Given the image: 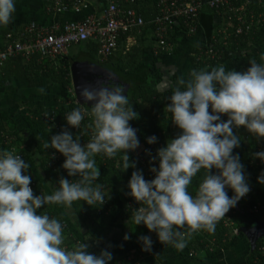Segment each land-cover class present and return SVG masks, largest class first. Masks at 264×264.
I'll return each instance as SVG.
<instances>
[{
    "label": "clouds",
    "instance_id": "9594fccd",
    "mask_svg": "<svg viewBox=\"0 0 264 264\" xmlns=\"http://www.w3.org/2000/svg\"><path fill=\"white\" fill-rule=\"evenodd\" d=\"M15 2L0 0V27L12 21ZM260 59L264 61V55ZM248 63L244 71H226L223 65L210 71L192 69L188 79L177 80L165 107L180 131L157 148L155 155L145 149L150 165L157 162L150 166L154 174L150 180L129 158L128 152L139 147L137 129L129 121L138 119L139 114L124 86L116 83L82 89L85 103L92 102L90 112L76 107L64 116L67 125L76 129L85 115L92 117L91 137L86 143L82 145L80 135L74 137L62 128L44 145L62 154L61 168L67 177L75 178L60 177L51 194L34 195L29 165L14 150L0 149V264H109L113 260L107 248L98 253L89 250L91 233H84V239L71 249L65 247L62 223L38 212L48 204L71 208L76 201L100 208L111 199L110 190L105 192L98 182L97 155L109 159L119 155L121 172L134 169L125 193L139 205L133 208L132 221L155 232L163 246L182 251L195 232L213 233L217 222L250 191L245 167L233 151L240 147L239 128L243 126L257 141L264 138V62ZM38 92L44 94L45 89ZM156 141L155 135L146 137L150 145ZM251 155L264 163V151ZM201 170L203 179L193 194L189 186ZM257 182L264 185V170ZM227 189L232 190L231 197ZM123 239L127 241L129 236L125 234ZM137 240L142 251H152L148 235Z\"/></svg>",
    "mask_w": 264,
    "mask_h": 264
},
{
    "label": "trees",
    "instance_id": "16d2710c",
    "mask_svg": "<svg viewBox=\"0 0 264 264\" xmlns=\"http://www.w3.org/2000/svg\"><path fill=\"white\" fill-rule=\"evenodd\" d=\"M121 4H123L124 7L135 9L136 12L145 20H149L157 14L155 0H135L133 4H127L123 2ZM251 9L254 10L255 15L260 14V22L256 28L251 30L249 33L241 34L236 37L231 34V36L223 40L224 44L217 40L214 48L216 50V54L213 58L204 55L199 57L197 49L192 60L191 68H201L204 66L216 67L221 62H223L227 56H231L232 54L243 55L251 51L253 43L256 40L258 30L264 23V2H262L260 5H252ZM199 23L205 29V34L208 33L210 29V34L213 33L214 26L212 13L208 8H203L201 10L199 14ZM146 28L148 27H145V29ZM141 29L143 30L144 27L136 28L133 33H137V31H140ZM18 31L19 29L16 31H5L0 37V48H6L7 45L17 39ZM177 32H180L186 36L185 29L181 24H179L178 26H175L173 29H171L170 35L168 37L169 42H173ZM8 34L10 35V38H6ZM205 41L210 42L205 38V40L199 44L200 47L198 48H204ZM86 43L94 54L98 47L97 43L93 40H87ZM256 49L259 51L261 46H258ZM160 55L165 54H159L157 56ZM38 58L39 57L36 54L32 55L28 61H26V59L21 55H15L8 58L5 61L3 76H0V87L4 84L6 78L11 75L20 77L25 75L45 76L48 77L53 83H60L63 87L69 86L70 79L65 67L67 62L64 60V58L56 59V61L59 63L58 66L57 64L49 62L46 59L38 60ZM251 60L261 63L257 57ZM248 62L241 66L242 71L246 70L247 67L250 66ZM118 66L121 72L124 71L121 65ZM56 67H58V69ZM138 68L139 65L133 66L129 70L131 74L128 75H133L134 77V73H136ZM148 68L149 70H147V72H149L148 75L153 78L152 82L149 84H141L137 82V84L134 85H138L137 92L132 94L129 89L128 92L125 93L128 95L130 103H132L133 110L139 114L138 119L129 121V123L133 128L137 129V134L142 136V142L144 141L145 143L146 137L155 135L157 137L156 142H160L161 146H163L167 140L175 137L180 131L175 125L171 123V114L166 110L165 107V105L169 102L167 101V97L171 95L174 88H169L165 91L160 90L158 88V83L160 80V73L158 69L155 68L153 63L148 65ZM120 71L118 72L123 75ZM129 85L132 86L130 83ZM68 99H70L69 95L68 97H57L53 106L47 112V115L53 116L56 124L72 132L74 137L75 135H80V138L86 136L83 139H88V133L85 131V128L92 123L91 120L89 121V124H86V122L83 121L80 129H76L67 125L64 116L75 108L74 105L68 103ZM86 108L90 111V106H86ZM222 119L226 118L222 116ZM25 120L27 124L26 128L24 130H19L15 128L10 117L0 115V149L8 151L9 148H13L14 152L20 154L25 162L29 165L28 174L31 177V183H33L34 195H40V184L46 185L50 191L53 192L55 189L54 187L58 186L57 182L60 177L75 179L74 177H67L65 169L63 173L61 172L63 169L61 168V164L64 160L63 156L59 163H57L56 171L52 170L50 166L51 152L55 149H45L44 147L46 143L50 142L49 138L51 136L50 131L46 130L47 124H45L44 117L42 118V116L39 114H33L27 116ZM3 132L10 135V139H12L13 144L10 142L9 138H4L5 134H3ZM234 132L236 133L237 130L234 129ZM238 132L245 141V149L247 152V155L244 157V159L240 158L241 163L245 167V172L250 187V191L246 194L248 196L247 205L257 202L262 206V209L258 213L246 214L237 219V225L239 227H243L250 226L261 218L264 219V185H261L257 182V176L260 174V167L256 165L250 166L248 164V161L252 157L251 154L253 149L255 148V140H253L254 137L250 136L243 126L239 128ZM22 143L24 145H21ZM29 143L31 144L30 147ZM140 145H142L140 153L146 159L147 168H142L137 163L132 152L129 151L128 155L130 160L136 161V167L142 170L144 178L146 180H150L154 178V174L149 170L150 166L153 165H150L149 156L145 154V149H148L152 155H155V152L154 149L148 145L143 143ZM161 146H158V148ZM95 160L98 164L99 171L101 172L98 182L103 185L105 192L110 190L111 195V199L107 200L102 207L93 208L98 207V205H92V207H90L86 203L76 201L73 202L72 207L69 208L70 210L62 205L56 204H48L38 210L40 214L46 212L50 217H55L62 224H65L64 230L66 234L63 232V235H66L64 245H66L68 248H70L75 242L83 240L82 234L77 228V223L87 229L88 233H91L95 240L100 241L103 239L105 231L111 225L114 218H116L118 215L119 208L120 210H123V214L126 217L128 225L127 231L130 235L140 236L145 234L147 231V228L144 225H135L133 223L131 213H129L130 211L128 212L129 215H127V212H125V205L130 198V196L125 195V193L128 191L127 182L131 174L120 178L119 180L115 181V183L109 178V172L117 171L122 164L119 155L112 159L104 157L103 155H97ZM263 164L264 163H262V165ZM198 174L201 176L200 180H202L203 174L200 172ZM227 195L229 197L233 195L231 189H227ZM72 217L75 218V221L72 219ZM232 236L233 235L231 231L224 227L221 218L217 222L213 233L210 234L207 231L195 232L188 240L186 247L182 251H177L171 245L169 246L173 250V253L176 255L178 254L180 257H187L188 253L193 251L194 255L191 257L188 255L189 257H187L190 261L206 260L207 258H214L215 254L220 249L228 248L232 242L235 243V241H233L234 237ZM238 236L239 238L245 239L242 233H239ZM262 246H264V237L260 238L256 242L252 250L247 244L245 246L240 264H264V253L260 252V248ZM210 248L211 250H209ZM118 258L119 264H158L154 257L140 254V252L132 250L120 254Z\"/></svg>",
    "mask_w": 264,
    "mask_h": 264
},
{
    "label": "crops",
    "instance_id": "0c3cea01",
    "mask_svg": "<svg viewBox=\"0 0 264 264\" xmlns=\"http://www.w3.org/2000/svg\"><path fill=\"white\" fill-rule=\"evenodd\" d=\"M85 1L88 4L87 10L80 14H76L70 9L61 13L48 10L44 0H16V11L13 15V19L6 27H0V37L5 31H16L30 22L48 27L54 23L62 25L64 22L80 19L87 11L99 14L104 7L102 0ZM134 30L135 29L120 37L117 49L113 52L112 56L106 60H100L98 58L97 50L93 54V51L89 49L86 42L68 46L66 54L63 57L67 62L65 67L70 79L68 87H63L60 83H53L45 76L25 75L20 77L11 75L7 77L4 84L0 87V115L10 117L16 129L24 130L27 125L25 120L27 116L33 114L42 115L51 109L57 97H68V95H70L69 90H73L69 64L82 53L87 54L95 62H100L104 67H111L114 70L120 71L118 65H121L124 71L120 72L124 75L131 74L129 70L133 66L139 65L136 73H134L135 80H133V78L131 81L132 83H130L132 86L129 85L128 87L132 94L138 90V85L134 86L137 82L141 84H149L152 82L153 78L149 76V72H147V70H149L148 65H151L152 63L160 73L158 88L162 91L169 88H175L179 78L188 79V73L192 69L211 70V66L191 68L193 57L195 56L198 47H200L199 44L205 40L202 31H199L193 36H184V34L177 32L171 43L172 51L169 54L157 56L153 54L155 40L151 36L150 29L144 28L143 30L141 29L140 31H137V33H133ZM80 44L83 46L81 49L78 48ZM258 46H261L259 51L256 49ZM72 47H77V49L74 52L69 53V49ZM261 55H264V23L258 30L251 51L243 55L232 54L231 56H227L218 66L223 65L226 71L232 69L242 71V65L251 59H255V57L261 61ZM82 57L85 58L84 55ZM28 60L29 59H26V61ZM38 60L41 59L38 58ZM4 67L5 63L0 68V76H3ZM56 68L58 69V67ZM41 87L45 89L44 94L38 92V89ZM3 134L5 133L3 132ZM234 134L236 133L234 132ZM4 138L10 139L11 137L6 133ZM10 142L13 144L12 139H10ZM21 145L24 144L22 143ZM233 151L238 153L240 158L244 159L247 155L244 139L241 140L240 147L235 148ZM133 170L134 169L130 167L126 171L121 172L122 168L120 166L117 171L109 172V178L115 183V181L120 178L131 174ZM200 173L203 174V170H201ZM200 178L201 176L198 173L193 178L192 184L189 186V191L191 193L194 194ZM39 187L40 194L41 192L46 195L52 193L46 185L40 184ZM57 187L58 186L54 188ZM72 219L75 221L74 217H72ZM77 228L84 239V233H88L87 229L80 226L78 223ZM127 229L128 225L126 217L119 208L118 215L105 231L103 239L98 241L93 238L89 250L93 253H98L100 249L107 248L113 256V260L110 261L109 264H119L118 257L120 254L131 250L154 257L158 264H240L242 256L241 258L238 256L237 247L240 245L246 246L248 244L246 239L239 238L238 236L236 240V243H238L236 245L237 247H233L231 244L230 247L223 249V253L219 254V250L214 258L190 261L187 258L189 257L188 255L187 257H180L178 254L176 255L173 253V250L169 245L163 246L157 240L155 232H150L148 229L146 233L142 235H148L152 239V251L150 253L142 251L141 245L137 240L139 236L130 235ZM125 234L129 236L127 241L123 239Z\"/></svg>",
    "mask_w": 264,
    "mask_h": 264
},
{
    "label": "built area",
    "instance_id": "2783aa9c",
    "mask_svg": "<svg viewBox=\"0 0 264 264\" xmlns=\"http://www.w3.org/2000/svg\"><path fill=\"white\" fill-rule=\"evenodd\" d=\"M44 2L48 10L56 13L70 9L74 13L80 14L88 8L85 0H44ZM102 2L104 7L99 14L87 11L80 19L67 21L62 25L54 23L48 27L31 22L24 25L18 31L17 39L7 45L6 48H0V68L12 56L21 55L25 59H29L34 54L38 55L39 59H46L58 66L59 63L56 59L64 57L68 46L86 42L87 40H93L97 43L98 58L106 60L117 49L121 35L140 27H148L150 29L151 36L155 40L154 55L169 54L172 51L171 42L168 40L171 29L181 24L187 36H193L202 31L199 23V14L203 8H208L212 13L214 31L208 40L210 42L205 41V47L198 48V55L199 57L204 55L213 58L216 54L214 48L217 40L224 44L223 40L231 36V34L236 37L249 33L256 28L260 22V14L255 15L251 6L260 5L264 0H155L157 14L149 20L143 19L135 9L124 7L121 4L122 2L133 4L135 0H102ZM6 38H10V35L8 34ZM69 93V104L89 112L76 99L73 90H69ZM41 116L42 118L44 117L45 124H47L46 130H49L51 135L57 134L62 130V127L54 121L53 116H48L47 112ZM224 117L226 118V116ZM90 120L92 121V117L85 115L81 124L83 121L89 124ZM85 131L88 133V139H83L86 136L80 138L82 145L91 137V128L89 126L85 128ZM136 135L139 139V147L135 151L130 152H132L135 160L142 168H147L146 159L140 153L142 148L140 144L148 145L156 153V149L161 146V143L155 142L150 145L146 143V139L145 143L144 141L142 142L140 134L136 133ZM253 140H255V148L252 153L264 151V138L259 141L255 138ZM12 150L14 149H8V151ZM15 153L18 154L17 152ZM61 158L62 154L58 151L53 150L51 152L50 166L53 171H56L57 163H59ZM156 164L157 162H152L153 166ZM248 164L250 166H259L260 172L264 170V164L262 165L258 158L253 159L251 157ZM61 172L63 173L64 169ZM30 187L33 189V183H30ZM247 198V195L242 197L236 206L230 208L225 217L222 218L224 227L228 228L233 236H238L240 233L241 227L237 225L238 218L246 214L258 213L262 209V206L257 202L247 205ZM137 207H139L138 203L130 197L125 205V212L129 215L128 212L132 213L133 208ZM259 220L250 226L256 225ZM62 225L65 233V224ZM64 246L67 247L66 245ZM260 252L264 253V246L260 248ZM188 255L191 257L194 252L190 251Z\"/></svg>",
    "mask_w": 264,
    "mask_h": 264
},
{
    "label": "water",
    "instance_id": "95a60500",
    "mask_svg": "<svg viewBox=\"0 0 264 264\" xmlns=\"http://www.w3.org/2000/svg\"><path fill=\"white\" fill-rule=\"evenodd\" d=\"M202 32L206 40L210 39L211 29L208 33L205 34V29L201 26ZM85 56L82 57V56ZM104 69L108 71L110 74V79L113 83L120 84L124 86L125 92L129 89V83H132V79L135 80V76L129 75H121L117 70L109 69L108 67H104L100 62H95L92 60L87 54L82 53L78 55L73 61L69 64L71 82L73 86V91L76 99L85 106H90L92 102L85 103L83 97L80 96V91L82 89H98L101 87L100 82H105L103 78H101L100 70ZM105 84H107L105 82ZM109 86V85H108ZM240 232L245 237L250 246L251 250L254 248L256 242L264 237V220L261 219L257 222L256 225L250 227H241Z\"/></svg>",
    "mask_w": 264,
    "mask_h": 264
},
{
    "label": "rangeland",
    "instance_id": "374dc122",
    "mask_svg": "<svg viewBox=\"0 0 264 264\" xmlns=\"http://www.w3.org/2000/svg\"><path fill=\"white\" fill-rule=\"evenodd\" d=\"M83 46L80 44L79 46H78V48L79 49H81ZM77 49V47H72V48H70L69 49V53H72V52H74L75 50ZM29 142V141H28ZM31 146V144L29 143V147ZM122 212H123V210H122ZM232 237H234V239H233V241H235V243L234 242H232L231 244H232V246L233 247H237L236 245L238 244V243H236V238L238 237V236H232ZM236 237V238H235ZM238 248V256L241 258V256L243 255V252H244V249H245V246H239V247H237ZM224 249V248H223ZM223 249H220V251L218 252L219 254L220 253H223L224 252V250Z\"/></svg>",
    "mask_w": 264,
    "mask_h": 264
},
{
    "label": "flooded vegetation",
    "instance_id": "af4514ba",
    "mask_svg": "<svg viewBox=\"0 0 264 264\" xmlns=\"http://www.w3.org/2000/svg\"><path fill=\"white\" fill-rule=\"evenodd\" d=\"M109 69H111V70H113L111 67H108ZM101 72H100V75H101V78H103V80H105V82L107 83V84H105V82H100L101 83V85L100 86H108V85H111V84H113V82H112V80L110 79V74L111 73H109L108 71H105L104 69H101L100 70ZM112 72H114V70L112 71ZM128 91V90H127ZM126 91V92H127ZM125 92V93H126Z\"/></svg>",
    "mask_w": 264,
    "mask_h": 264
}]
</instances>
